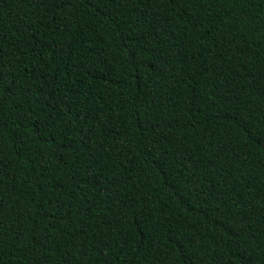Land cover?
I'll list each match as a JSON object with an SVG mask.
<instances>
[{
    "label": "trees",
    "instance_id": "16d2710c",
    "mask_svg": "<svg viewBox=\"0 0 264 264\" xmlns=\"http://www.w3.org/2000/svg\"><path fill=\"white\" fill-rule=\"evenodd\" d=\"M0 264H264V0H0Z\"/></svg>",
    "mask_w": 264,
    "mask_h": 264
}]
</instances>
